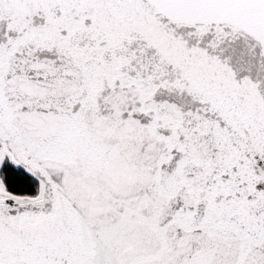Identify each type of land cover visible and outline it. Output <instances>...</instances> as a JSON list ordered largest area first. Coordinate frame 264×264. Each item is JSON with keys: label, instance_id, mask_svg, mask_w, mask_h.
Returning <instances> with one entry per match:
<instances>
[{"label": "snow or ice", "instance_id": "obj_1", "mask_svg": "<svg viewBox=\"0 0 264 264\" xmlns=\"http://www.w3.org/2000/svg\"><path fill=\"white\" fill-rule=\"evenodd\" d=\"M0 264H264V0H0Z\"/></svg>", "mask_w": 264, "mask_h": 264}]
</instances>
